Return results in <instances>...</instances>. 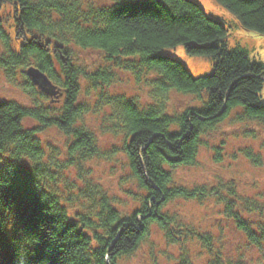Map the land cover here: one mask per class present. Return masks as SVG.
I'll list each match as a JSON object with an SVG mask.
<instances>
[{
  "label": "trees",
  "instance_id": "16d2710c",
  "mask_svg": "<svg viewBox=\"0 0 264 264\" xmlns=\"http://www.w3.org/2000/svg\"><path fill=\"white\" fill-rule=\"evenodd\" d=\"M217 1L242 29L264 36V0ZM7 5L12 21L0 14V69L11 82L20 73L30 104L0 99V264H120L154 230L177 248V264H196L199 254L206 264H249L169 206L214 201L250 248H264V192L255 199L233 181L174 179L178 168L198 164L203 149L223 160L225 122L250 139L251 125L264 127V105L256 104L264 64L243 46L228 47L227 26L193 0H0V12ZM179 44L209 57L212 72L193 77L160 52ZM80 52L104 62H86ZM31 66L49 80L46 90L29 80ZM120 73L145 85L146 101L114 90ZM174 95H184L179 107ZM103 139L113 141L110 148ZM239 151L262 164L252 147ZM118 152L135 188L128 190L131 212L117 207L87 167Z\"/></svg>",
  "mask_w": 264,
  "mask_h": 264
},
{
  "label": "rangeland",
  "instance_id": "374dc122",
  "mask_svg": "<svg viewBox=\"0 0 264 264\" xmlns=\"http://www.w3.org/2000/svg\"><path fill=\"white\" fill-rule=\"evenodd\" d=\"M94 2H108L109 0H93ZM205 12V14L220 21L228 28V36L226 38L228 47L232 48L236 45L243 46L248 51L250 60L261 61L264 64V36L256 35L252 32L242 29L235 21L233 15L221 5L217 0H193ZM1 16L7 25L12 21V13L10 6L1 9ZM164 55L170 56L181 62L190 75L193 77L210 74L212 72V61L207 56L191 55L186 51L183 44L175 47H164L160 49ZM80 56L86 62H92L101 55L94 52H80ZM22 77L17 73L14 81H7L5 75L0 69V99H15L22 104L29 105V96L21 90ZM114 90L124 92L127 95H138L141 99L147 100V88L140 82L137 83L132 75L120 73L117 83L113 86ZM184 97V95H183ZM182 95H174L172 104L180 106L184 102ZM257 105H264V82L262 91ZM229 125L225 122L221 129L226 132V145L224 158L221 162L214 161V150L210 147L208 150L203 149L198 156V164L196 166L181 167L175 172L174 179L177 182L186 185L193 184H213L216 180L236 182V190L243 195L260 199L264 192V127L251 125V132L255 138H246L242 131L236 126ZM52 133H56L52 129ZM56 140H61V135H57ZM53 141V140H52ZM113 141L103 139L100 145L104 149H108ZM244 146L252 147L255 152L261 155L262 164L253 165L249 160L239 155V148ZM223 152V150H222ZM231 154H236L238 159L231 158ZM92 170L93 181L100 184L106 192L116 198L115 203L119 209H126L131 212L135 207V202L131 199L128 190L134 187L127 184L126 176V159L121 152H118L110 160H93L87 164ZM68 175H71L68 173ZM72 175L76 178V173L72 171ZM264 203V198L261 199ZM169 208L179 212L184 221L191 223L197 228H203L212 232L214 239L221 237L222 245L228 247L229 252L234 255L240 251L243 258L249 264H264V248H250L248 241L239 231L235 230L233 225L220 215V207L214 201L183 200L176 199ZM222 209V208H221ZM222 217V218H221ZM256 214L251 216L254 220ZM176 247L168 246L161 235L155 230L152 232L148 241L141 245L134 255L127 259H122L120 264H177L171 256H177ZM196 264H206L205 257L201 254L195 256Z\"/></svg>",
  "mask_w": 264,
  "mask_h": 264
},
{
  "label": "water",
  "instance_id": "95a60500",
  "mask_svg": "<svg viewBox=\"0 0 264 264\" xmlns=\"http://www.w3.org/2000/svg\"><path fill=\"white\" fill-rule=\"evenodd\" d=\"M26 72L34 85H37L40 89L46 90V86L49 85V80L42 72L32 66L29 67Z\"/></svg>",
  "mask_w": 264,
  "mask_h": 264
},
{
  "label": "bare ground",
  "instance_id": "6f19581e",
  "mask_svg": "<svg viewBox=\"0 0 264 264\" xmlns=\"http://www.w3.org/2000/svg\"><path fill=\"white\" fill-rule=\"evenodd\" d=\"M237 192H238V190H237ZM239 193H240V192H239ZM217 206H218V205H217ZM219 211H220V210H219ZM219 211H218V212H219Z\"/></svg>",
  "mask_w": 264,
  "mask_h": 264
}]
</instances>
